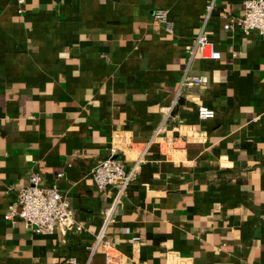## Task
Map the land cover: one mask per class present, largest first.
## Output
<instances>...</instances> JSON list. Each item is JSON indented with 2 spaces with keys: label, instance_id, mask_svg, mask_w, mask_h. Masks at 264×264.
<instances>
[{
  "label": "crops",
  "instance_id": "obj_1",
  "mask_svg": "<svg viewBox=\"0 0 264 264\" xmlns=\"http://www.w3.org/2000/svg\"><path fill=\"white\" fill-rule=\"evenodd\" d=\"M208 1L0 0V264H264V37L245 0L206 23ZM187 69L207 83L181 86ZM113 153L147 162L103 229L117 191L91 172ZM33 174L69 204L55 234L5 220Z\"/></svg>",
  "mask_w": 264,
  "mask_h": 264
},
{
  "label": "built area",
  "instance_id": "obj_2",
  "mask_svg": "<svg viewBox=\"0 0 264 264\" xmlns=\"http://www.w3.org/2000/svg\"><path fill=\"white\" fill-rule=\"evenodd\" d=\"M218 0H209L206 7V23L210 19L214 11L217 9ZM168 13L165 10L155 12L154 20L157 24H168V31L172 32V26L168 22ZM239 26L243 33L249 34L252 32L259 33L264 37V0H245L244 12L239 19ZM229 23L225 29H229ZM196 49L201 58L219 60L221 53L217 51L209 41L205 33V27L202 29L196 41ZM208 81L204 75L193 74L190 69L184 72L181 86H196L204 85ZM200 118H214L215 112L205 106L198 108ZM166 131V127H161L155 134L151 143H160L157 139ZM145 153L128 168L126 159L113 153L92 169L91 177L94 187L101 194H106L110 189H116V195L110 206L104 208V226L106 229L114 222V214L122 204L124 197L127 195L130 186L137 179L138 174L146 163ZM61 176V175H60ZM5 220L11 224L17 221H22L24 225L35 234L52 235L60 231L66 226H70L72 221V213L69 210V204L64 198L61 190L56 184L47 185L43 178L37 174L29 177L28 184L22 186L18 190L16 200L8 207L5 213ZM80 230V227H77ZM140 238H132L133 242H138ZM104 245L105 248L111 247V243L104 239L101 235L97 238L95 248L99 245ZM108 258L110 255H107Z\"/></svg>",
  "mask_w": 264,
  "mask_h": 264
}]
</instances>
